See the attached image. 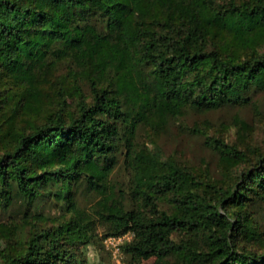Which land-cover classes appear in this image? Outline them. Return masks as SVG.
I'll list each match as a JSON object with an SVG mask.
<instances>
[{
    "label": "trees",
    "instance_id": "obj_1",
    "mask_svg": "<svg viewBox=\"0 0 264 264\" xmlns=\"http://www.w3.org/2000/svg\"><path fill=\"white\" fill-rule=\"evenodd\" d=\"M257 92L264 0H0V209L28 226L18 237L0 221V264H85L80 245L97 243L99 227L131 236L128 261L264 264V151L253 159L209 137L228 171L220 183L130 140L140 124ZM127 120L130 205L103 185ZM234 124L247 146L251 126ZM81 185L103 191L90 211Z\"/></svg>",
    "mask_w": 264,
    "mask_h": 264
},
{
    "label": "rangeland",
    "instance_id": "obj_2",
    "mask_svg": "<svg viewBox=\"0 0 264 264\" xmlns=\"http://www.w3.org/2000/svg\"><path fill=\"white\" fill-rule=\"evenodd\" d=\"M66 69L61 66L58 73H65ZM83 92H87L88 86L85 81H80ZM247 122L251 129L248 132L247 146H241L240 133L234 124L235 118ZM119 128L122 134L119 148L115 155L113 170L105 179L106 192L109 191L111 183L114 184L116 195L126 205L134 203L133 194V160L127 154L126 137H129V120L119 121ZM218 138L226 144H236L244 150L248 156L264 151V92H257L253 95L252 101L248 104L224 106L216 110L197 112L186 110L182 115L169 118L157 126L148 121L136 127L130 140L136 150L143 147L161 157L174 160L180 166H191L196 170H206L212 179L220 183L228 178V171L220 161V152L214 147V142L209 139ZM133 156V154H130ZM254 159V157H253ZM79 207L90 211L94 203L103 194L101 189H94L81 185L78 189ZM159 207L170 210L171 206L167 200L159 202ZM23 216L10 208L0 209V221L11 223L18 228V237H24L28 232V226L23 221ZM264 226V223L262 224ZM98 242L94 244L80 245L81 254L85 264H152L153 258L142 259L141 261H128L123 254L120 245L130 239L127 234L121 239L107 237L101 227L97 230ZM180 233L173 234L175 241L182 239ZM118 248V250H116Z\"/></svg>",
    "mask_w": 264,
    "mask_h": 264
},
{
    "label": "built area",
    "instance_id": "obj_3",
    "mask_svg": "<svg viewBox=\"0 0 264 264\" xmlns=\"http://www.w3.org/2000/svg\"><path fill=\"white\" fill-rule=\"evenodd\" d=\"M123 236H125V235H123ZM123 236H118L117 238H118V239H121V237H123ZM116 250H118V248H116Z\"/></svg>",
    "mask_w": 264,
    "mask_h": 264
}]
</instances>
